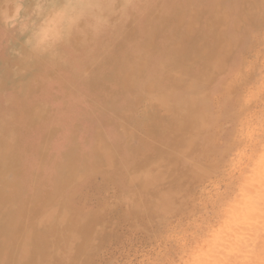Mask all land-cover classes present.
Masks as SVG:
<instances>
[{
	"label": "rangeland",
	"instance_id": "rangeland-1",
	"mask_svg": "<svg viewBox=\"0 0 264 264\" xmlns=\"http://www.w3.org/2000/svg\"><path fill=\"white\" fill-rule=\"evenodd\" d=\"M60 1H64V3L67 4L69 3V0H0V96L8 93L20 96L23 94V97L26 96L29 101H35L37 104L41 105L37 111L38 116L31 120V122L38 126L39 123H47V128L53 131L47 144L41 147L45 157L40 158L46 165H52L54 167L55 176H52L50 191L56 186L57 177L67 180L71 175L69 171H65L60 176V173L57 174L56 171L57 164L60 166L66 162V158L63 155L68 149L67 147L72 146L76 148L77 153L80 155V148L77 144L66 145L60 153L59 161L56 159V153L53 151L61 135L62 127L60 122L53 115L54 109L52 105L58 103L63 98L61 95L57 94L61 89H49V85L53 81H63L64 91H70L75 98H84L89 104V111L85 119L76 124L77 128H82L84 125H87L92 133L97 130H99L100 133L106 130L120 133L121 129H123L121 138L114 141L112 145L116 153V158L113 162L114 171L108 170V164L104 162L98 163L95 168L96 175L94 173L93 175H88L82 182L77 179L73 184L74 187H68L66 189L64 197L56 199L55 202L51 201V204L56 207L59 206L60 202L64 203L66 201L71 212L68 213V217L72 220H79L80 218V226H83V230L74 232L68 231L69 233L64 231L66 235H76L84 240L90 239L95 241V251L91 255H87L82 250L78 249L74 259L82 260L83 264H103L108 253H112L122 246L128 247L131 245L134 248L147 249L155 246L161 239L169 238V247L166 254L173 259H190L194 264H205L206 261L214 262L215 260L218 261H215L218 264H231V261H234L233 264H235V257H238L239 264L242 259L252 261L254 255H250L254 254L253 251H256L255 255L259 252L255 246L256 241L260 239L259 241L261 242V237L264 235V217L262 218L264 214V210H262L264 209V184H261L264 183V148L256 141L250 140L236 151L230 159L226 160L224 157L223 137L225 127L236 107L241 90L247 89V96L245 99L252 98V96L259 91L261 85L264 84V71L261 70L258 62L255 65H250L248 63L251 57L248 56L243 42L237 39L238 34L222 30V32L217 35L213 32V28L209 29L210 26L206 25L204 16L195 15L193 19V28L195 30L194 40L198 43L196 47H201L200 44L204 40L207 42V38H211V36H221V40L223 37L222 43L229 49V51H227L228 55H231L230 57H226V60L229 61L225 63V66L219 65V59L215 58L208 63L211 78L209 84H206L207 86H201L202 83L199 73L204 65L202 62L193 61L188 63V68L186 65L187 71L183 72L167 69L164 66L166 71H175L181 75L185 72L191 74L194 72L192 75L196 77L198 85L203 92L208 94L203 99H194V101L200 102L204 100L205 102L213 96L216 98L215 110L211 114H208L207 119L202 123L203 125H199L192 131L194 135L191 140L192 142L194 141L196 147H188L187 145L190 143L187 138L184 146L173 149L170 147V140L151 137L150 135L153 134L152 131L154 129L150 131L151 133H149L148 129L153 126L155 122H159L160 124V120H163L164 123L170 122L172 120L171 115L174 117V114L162 108H156L147 112L137 111L132 108L131 105L128 107L124 116L120 115L118 112L119 109L123 108L125 98L122 92L113 91L112 84L116 83L119 79L115 77L114 74L109 73V64H107L106 58L107 56L109 57V51L115 47L113 44H116L121 34L124 33L127 28L136 26V24L141 26V20L129 21L124 9V0H109L108 4L104 6V11L102 13H99L98 10L92 13L95 6L93 9L92 7L90 9V6H78L80 9L75 8L74 10H78L80 13L71 21L69 28L61 32L62 38L56 42L55 47V50L59 51L61 46L69 44L70 40L74 44V38L81 41L78 47L74 46L76 49L80 48L77 50L82 53V55L75 61L70 62L71 75L66 77L65 73L69 71V69L65 68L64 59L52 58L50 56L43 58V56L40 55L47 50L46 43L49 41L45 42L41 40V32H43V35L48 34L50 28L54 27L55 21L53 22L51 20L52 16L49 13L53 7H57L58 9L63 7L59 3ZM77 1L85 3L87 0ZM166 1L168 0H155V6L157 8L155 7L152 13L159 14L162 5L165 4ZM177 2L180 3L183 2V0H173V3L178 4ZM223 2H226V0H223ZM161 12L162 10L160 13ZM164 12L168 17H173L174 15V11L172 10H166ZM187 21L188 15L186 13L179 12V14H177L176 22L179 26L184 25L185 27ZM48 22L52 23V26L49 25ZM41 25L42 28L40 29ZM166 28H164L162 33L171 32L178 34L183 30V27L175 28L171 24ZM210 31L214 34L211 35ZM225 38H227V41L224 40ZM139 39L142 38L137 37L135 40ZM132 53L135 55H144V52L136 49H133ZM149 53L150 52H147V54ZM208 53L215 52L210 51ZM97 54H99V56H97ZM102 54L105 56H103L104 58L100 57ZM143 58L148 59L147 56ZM45 60L46 62H42ZM161 63L165 65L163 60H161ZM103 64H105L104 67ZM100 65L102 68L97 67ZM96 68L99 69V72ZM92 75L94 77L96 76V79L91 80L94 78ZM92 81L96 82V86L93 88ZM30 85L34 89L30 87ZM28 90H31V94L29 93V95L27 94ZM38 92H40V94L42 93V96ZM116 96L117 98H115ZM110 98H115L116 101H114L113 104H108L106 99ZM25 111L24 123L25 126L31 130L26 138V145L29 151H32L30 150L31 147L38 150L40 144H42V134L44 131L41 130L42 128H40V126L38 127L36 125L34 128L30 126ZM216 117H218L217 130L213 136L207 137L204 125L210 123L211 120ZM105 120H108V122L101 123V121ZM161 130L165 131L162 127ZM155 133L156 132H154V134ZM115 143L120 144L117 145ZM141 145L142 147L139 148ZM258 147H260V150L257 149ZM36 150L33 151L36 153ZM122 150L123 153L125 152L124 155H122ZM154 152L160 153L158 158L157 154L154 155ZM190 153H198L201 158L207 159L208 163L201 164L198 161H194L191 165L187 164L186 159ZM253 153L257 161H254L252 158V161L250 160V157H254ZM145 160L146 164L142 168L134 171L131 169L129 162ZM173 160H175V162H173ZM53 161L55 162L54 164H52ZM252 163L254 164L252 165ZM153 164L158 167L152 169V179L148 181H145L143 178L136 179V177H139L143 171ZM250 167L254 168L251 169ZM4 168H9V165L5 163ZM245 169L248 170H246L248 173L241 172L245 171ZM239 175L240 179H238ZM248 179L250 182L246 181ZM237 182L238 185L236 186ZM174 185L178 186L177 189L174 188ZM248 185H252V187L248 188ZM245 188H247L249 192L251 190V194L248 193V190ZM252 193L255 194L252 195ZM123 197H131L135 207H126L125 204L121 202ZM105 202L108 203V207L104 211H101L102 204ZM259 204L261 205L259 206ZM232 205L234 206L232 207ZM232 208L234 209L232 210ZM61 211L63 212L64 210L61 209ZM229 213L232 214L229 215ZM227 215L231 217L229 218ZM91 216H95L96 220L94 223L90 222L86 224V218L89 219L90 217L92 219ZM251 217L254 219H252L253 221L249 219ZM7 223L6 221L4 228L7 227ZM228 224L232 226V228L229 227ZM257 226L259 228L263 226L261 228L262 230L260 229L263 235L258 234L257 229L253 231V227L257 228ZM224 227L236 241L238 240L237 237H240V240H238L239 242L232 240L228 232L222 231ZM243 227H247L249 231H245ZM240 228H243V231ZM236 229H238L237 233ZM251 230L254 232V235ZM225 233H227L228 238ZM248 235H250L251 238ZM257 235L262 236L259 238ZM211 236H215L216 238L214 237L215 239H213ZM226 238L227 241L229 239L235 241V244L233 243L235 248L231 245L232 241L229 240L231 243L224 241ZM247 238H249L248 249L253 252L252 254H250L251 252L247 249ZM252 238H254L253 241ZM263 242L264 241L261 243ZM219 243H224L223 247L225 248L226 245L228 249H224ZM249 246L253 247L254 250H251ZM263 246L264 243L262 246L260 245L259 248ZM242 249L244 253H241L240 250ZM237 250L240 252H237ZM260 250L261 252H259L258 255H260V253L262 254L264 248ZM216 251L226 252L222 253V255ZM227 252L230 253L227 254ZM248 252L249 254H246ZM45 254L37 255L35 253L33 259L39 258L45 262L51 259L54 264H59L61 258L49 253L48 247L46 248ZM242 254H244L245 257H242ZM201 255L202 259L200 260L202 263H199ZM216 255L217 257H215ZM247 255L252 258H249ZM261 256V258L259 257L258 259H256L257 256L254 258L256 260H264V254ZM43 257H47L48 259ZM213 262H206V264H216ZM259 263L261 264V261H259ZM242 264L249 263L245 260Z\"/></svg>",
	"mask_w": 264,
	"mask_h": 264
},
{
	"label": "clouds",
	"instance_id": "clouds-1",
	"mask_svg": "<svg viewBox=\"0 0 264 264\" xmlns=\"http://www.w3.org/2000/svg\"><path fill=\"white\" fill-rule=\"evenodd\" d=\"M154 8L155 0H124L129 20L146 19ZM186 8L193 15L204 16L210 24L222 26V30L237 33V39L243 42L251 57L248 63L255 65L258 62L264 71V0H189ZM40 55L64 59V66L69 69L65 73L67 77L71 75L70 62L78 59L82 53L69 42L61 46L59 51L45 50ZM112 87L114 91L124 94L125 103L143 112L156 108H187L189 101L203 99L208 95L191 73L181 75L175 71H166L159 58L123 71L121 78ZM53 88L61 89L57 94L63 97L52 105L53 115L62 127L53 149L56 159H59L66 145L77 144L80 148V162L76 172L79 181L93 174L91 166L100 157L106 158L108 170L114 171L116 153L112 145L121 138L123 129L120 133L112 130L92 133L87 125L77 128L76 124L85 119L89 104L84 98H75L70 91H64L61 80L49 85L50 90ZM246 96L245 88L241 90L225 127L223 139L226 160L250 140L264 148V84L252 98L245 99ZM32 103L26 97L13 93L0 96V157L16 161L10 168H0V207L6 206L9 210L8 226L0 228V264H54L51 259L47 262L33 259L35 241L41 234L49 235L48 252L61 258L59 264H83L82 260L74 259L78 249L91 255L95 251V241L66 235L64 228L67 211L62 212L51 203L41 202L50 191L54 167L43 163L34 151L27 148L26 138L30 130L24 123V111ZM203 107L211 114L216 107V98L213 96L206 100ZM217 123L218 117L204 125L207 137L215 134ZM194 161L208 163L198 153H190L186 163L191 165ZM157 167L153 164L136 179H152V169ZM68 179L69 188L74 187L72 177ZM121 202L128 208L135 207L131 197H123ZM107 207L108 203L105 202L100 210L104 211ZM168 239L163 238L147 249L122 246L108 253L103 264H194L190 259L177 260L167 255ZM261 264H264V260Z\"/></svg>",
	"mask_w": 264,
	"mask_h": 264
},
{
	"label": "bare ground",
	"instance_id": "bare-ground-1",
	"mask_svg": "<svg viewBox=\"0 0 264 264\" xmlns=\"http://www.w3.org/2000/svg\"><path fill=\"white\" fill-rule=\"evenodd\" d=\"M69 0L68 4L67 3H64V1H60V5H62L63 7H61V9H58L57 7H53L51 12L49 13L52 17H51V20L55 23H54V27L50 28V30L48 31V34H44L43 35V32H41V40H44L45 42L48 41V43H46V47H47V50H51V49H56V42H58L59 40H61V32L65 29L67 30L70 26V23L71 21L74 19V17L76 15H78L80 13V11L78 10H74L75 8H79L78 6L82 7V6H90V9L92 7L95 6V8L92 10V13H95V10H98L99 13H102L104 11V6H106L109 2V0H87L85 3H80L79 1L75 0ZM34 2V1H33ZM189 1L188 0H183V2H180L178 4H175L173 3V0H168L165 2V4L162 5L160 11L162 10V12L160 13L159 11V14H154V13H151L149 15V17H147L146 19H143L141 20V26L136 24V26L134 27H131V28H127V30L121 34L120 38L118 39V41H116V44L114 43L113 45H115V47L112 48V50L109 51V57L107 56L106 58V61H107V64H109V73L110 74H114L115 77H118V79L121 78V74L123 71L129 69V68H133V67H136L138 65H142L144 63H149V62H152L154 61V59H157L159 58L160 60H163V62H165V67L167 69H171V70H175V71H180V72H183V71H187V68H188V63H191V62H202L204 63L203 67L201 68L200 70V73H199V76H200V80H201V83L202 85L201 86H207L209 84V80H210V71H209V65L208 63L213 60L214 58L215 59H219V65H224L225 66V63H228L229 60H226V57H230L227 53V51H229V49H227L225 47V45L222 43V40H223V37H222V40H221V36H217V37H212L211 38H207L208 41L205 42V40L200 44L201 47L197 48L196 45H198L197 42H195L194 40V28H193V19L195 17V15H193L190 11L187 10L186 8V5ZM158 3V1H157ZM44 5V4H43ZM157 5V4H156ZM46 6V5H45ZM156 7V6H155ZM157 8V7H156ZM80 9V8H79ZM166 10H172L174 11V15L173 17H168L166 15V13L164 11ZM179 12H184L188 15V21H187V24L186 26L184 27V25L182 26H179L178 23L176 22L177 21V14H179ZM20 13V12H19ZM25 16V15H24ZM197 16V15H196ZM48 17V16H47ZM94 17H95V14H94ZM130 21V20H129ZM49 25L52 26V23L48 22ZM35 24H36V21H35ZM129 24V23H128ZM127 24V25H128ZM172 25L173 27L175 28H181L183 27V30L180 32V33H171V32H164L162 33V31L164 30V28H166L167 26L169 25ZM47 25V24H46ZM81 25V24H80ZM126 25V26H127ZM206 25L210 26L209 29H212L213 28V32L217 35L220 34V32H222V26H217L215 24H210L207 20H206ZM42 28V25L40 26V29ZM172 28V27H171ZM39 29V30H40ZM167 29V28H166ZM169 29V28H168ZM33 30V28H32ZM180 31V30H179ZM28 32V31H27ZM211 33V31H210ZM214 33H211L214 34ZM198 35V34H197ZM137 37H141L142 39H139V40H135ZM175 37V38H174ZM198 37V36H196ZM208 37V36H207ZM74 38V37H73ZM172 38V39H170ZM197 39V38H196ZM199 39V38H198ZM201 39V38H200ZM87 40V39H86ZM203 40V39H202ZM225 41H227V38L224 39ZM74 41V45L76 47H78L80 45V40H78L77 38H74L73 39ZM103 41V40H102ZM70 42H72L70 40ZM205 42V43H204ZM238 42V41H236ZM235 42V43H236ZM101 43V42H100ZM103 43V42H102ZM236 45V44H235ZM13 49V48H12ZM78 49V48H77ZM80 49V48H79ZM78 49V50H79ZM82 49V48H81ZM99 49V48H98ZM133 49H136L138 51H141V52H144V55H135L132 53V50ZM77 50V51H78ZM215 52V53H208V52ZM10 52V51H9ZM147 52H150L149 54H147ZM196 52H199V53H196ZM204 52V53H203ZM206 52V53H205ZM238 52V51H237ZM13 54V53H12ZM20 54V53H19ZM100 54V53H99ZM99 54H97V56H99ZM237 55V54H236ZM104 55L102 54L100 57H103ZM144 56H147L148 59H145L143 58ZM105 57V56H104ZM103 57V58H104ZM18 58V57H17ZM21 58V57H20ZM24 58V57H23ZM44 58V57H43ZM103 60V59H102ZM135 60V61H134ZM231 60V59H230ZM34 61V60H33ZM104 62V61H102ZM27 63V61H26ZM33 63V62H32ZM86 64V63H85ZM100 64V62H99ZM106 64V62H105ZM103 64V67L104 65ZM29 65V64H28ZM186 65H187V68H186ZM86 67V66H85ZM97 67H101L100 66H97ZM164 67V68H165ZM31 68V67H30ZM94 68H95V65H94ZM67 69V68H66ZM98 69V68H96ZM104 69V68H103ZM192 69H195V68H192ZM107 70V69H106ZM83 71V70H82ZM94 71V70H92ZM195 71V70H194ZM209 71V72H208ZM96 72V71H94ZM98 72H99V69H98ZM108 72V71H106ZM86 73V72H85ZM103 73V72H102ZM105 73V72H104ZM194 72H192L193 74ZM93 74V73H91ZM92 77H94L92 75ZM91 77V78H92ZM98 77V76H97ZM83 78V77H82ZM96 79V76L91 79V80H94ZM80 80V79H79ZM99 80V79H98ZM34 81V80H33ZM84 81V80H83ZM88 82V81H87ZM100 82V81H99ZM38 84V83H37ZM207 84V85H206ZM106 85V84H105ZM113 85V84H112ZM229 85V84H228ZM96 86V82L95 81H92V88ZM210 86V85H209ZM30 87H32L30 85ZM84 87V86H83ZM33 88V87H32ZM44 88H45V85H44ZM215 88V87H214ZM27 89V88H26ZM29 89V88H28ZM34 89V88H33ZM43 89V88H42ZM109 89V88H108ZM211 89V88H210ZM213 89V88H212ZM39 90V89H38ZM110 90V89H109ZM27 91V90H26ZM33 91V90H32ZM41 91V90H40ZM44 91V90H43ZM108 91V90H107ZM114 91V90H113ZM31 92V90H28V95L29 93ZM89 92V91H88ZM115 92V91H114ZM40 94V92H38ZM92 93V92H91ZM99 93V91H98ZM105 93V92H104ZM31 94V93H30ZM33 94V93H32ZM42 94V93H41ZM40 94V95H41ZM51 94V93H50ZM49 94V95H50ZM37 95V94H36ZM109 95V94H108ZM106 95V96H108ZM22 96H24L22 94ZM42 96V95H41ZM40 96V97H41ZM96 96H97V93H96ZM105 96V95H104ZM26 97V96H25ZM113 97V96H112ZM122 97V96H121ZM106 98V97H104ZM108 98V97H107ZM117 98V96L115 97ZM115 98H110V99H106V102H108V104H113L114 101H116ZM49 99V98H48ZM56 99V98H54ZM103 99V97H102ZM28 100V99H27ZM42 100V99H41ZM52 100V99H51ZM100 100V99H99ZM119 100V99H118ZM31 101V100H30ZM103 101V100H102ZM125 102V101H124ZM101 103V102H99ZM204 100L200 101V102H197V101H194L191 100L188 102V107L187 108H182V109H171V110H167L168 112L174 114L175 116L173 117L172 116V120L168 123H164L163 120H160V124L159 122H155L153 124V126L149 127L148 131L149 133H151L150 131H152L153 134H151L150 136L151 137H157L159 139H162V140H170L169 144H170V147H172L173 149H176V148H179V147H182L186 144V139L188 138L189 140V145H187L188 147H196V144L194 143V141L192 142V137H193V133L192 131L197 128L199 125H201L203 123L204 120L207 119V116H208V113L204 110ZM102 104V103H101ZM107 104V106H108ZM118 104V103H117ZM39 106H41L40 104H37L35 101H33V103L31 104V106H27L26 107V117L29 119V124L30 126L34 128V123L31 122V120H33L35 117L38 116L37 114V111L39 109ZM110 106V105H109ZM123 106V105H122ZM130 106V104H127L125 103L123 108H121V105H120V108L119 109V113L120 115L124 116L125 115V112L127 111L128 107ZM49 108V107H48ZM114 108V107H113ZM51 111V110H50ZM96 111V110H95ZM98 111V110H97ZM169 113V114H170ZM52 115V114H51ZM45 116V115H44ZM102 116V115H101ZM170 116V115H169ZM128 118V117H127ZM126 119V118H125ZM153 119V118H152ZM47 120V119H46ZM157 121V120H156ZM41 122V121H40ZM48 122V120H47ZM107 123L108 120H105V121H101V123ZM27 125V124H26ZM47 123H39V126L40 128H42L41 130L44 131V133L42 134V144H40L38 150L32 148H30V150H36V155L39 157V158H44V153L43 151L41 150V147H44L46 144H47V141L49 139V137L53 134V131L52 130H49L47 128ZM116 125V124H115ZM151 125V124H150ZM203 125V124H202ZM38 126V125H37ZM38 126V127H39ZM37 127V128H38ZM59 127V126H58ZM161 127L165 129V131L161 130ZM117 129V128H116ZM115 129V130H116ZM143 129V128H142ZM141 130V129H140ZM202 130V129H201ZM31 131V130H30ZM37 131V130H36ZM147 131V132H148ZM39 132V131H38ZM154 132H156L154 134ZM94 133H100L99 130L95 131ZM102 133V132H101ZM119 133V132H118ZM196 133V132H195ZM126 134V133H125ZM55 135V134H54ZM41 136V135H40ZM40 138V137H39ZM52 138V137H51ZM123 140V139H122ZM121 140V141H122ZM120 141V140H119ZM124 141V140H123ZM126 141V140H125ZM39 142V141H38ZM123 143V142H122ZM49 144V143H48ZM117 144V143H115ZM120 144V143H118ZM117 144V145H118ZM74 146V145H73ZM120 146V145H119ZM29 147V146H28ZM117 147V146H116ZM142 145L139 147L141 148ZM68 149L65 151L64 153V157L66 158V162L61 164L59 166V164L56 165V171H57V174L60 173V176L62 175L63 172L65 171H69V174H71L70 176L72 177V184H74L78 177L76 176V172H77V169H78V166H79V162H80V155L77 153V149L70 146V147H67ZM118 148V147H117ZM138 148V149H139ZM260 147H258L257 149H259ZM49 149V148H48ZM188 149V148H187ZM256 149V150H257ZM262 150V149H261ZM125 153V152H124ZM123 153V150H122V155H124ZM256 153V152H255ZM157 154V158L159 157V152H154V155ZM258 154V153H256ZM162 155V154H161ZM252 155V154H251ZM254 155V153H253ZM50 157V156H48ZM241 157V156H240ZM254 159V161H257V158H255V155L254 157H250V160L252 161V159ZM239 159V158H238ZM256 159V160H255ZM61 160V159H60ZM261 160V159H260ZM259 160V161H260ZM263 160V159H262ZM59 161V160H58ZM236 161V160H235ZM243 161V159H242ZM249 161V160H247ZM64 162V161H63ZM106 163L108 164L107 162V159L104 158V157H100L98 158L94 164L91 166L92 169L94 170V174L96 173L95 171V168L97 167L98 163ZM173 162H175V160H173ZM8 164L9 165V168L14 166L16 164V161L11 159V158H8V157H0V168H4V164ZM130 165H131V169L134 171V170H137L139 168H142L145 164H146V160L145 161H132V162H129ZM213 163V162H212ZM234 163V162H233ZM246 163V162H245ZM258 163V162H257ZM251 164V163H250ZM254 163H252L253 165ZM235 165V164H234ZM233 165V166H234ZM256 165V163H255ZM263 165V164H262ZM244 166V165H243ZM240 167V166H239ZM256 167V166H254ZM253 167V168H254ZM244 168V167H243ZM242 168V169H243ZM251 169H253L252 167H250ZM248 169V168H247ZM245 169V171L247 170ZM250 170V169H249ZM241 171L242 173H248L247 171ZM168 172V171H167ZM166 172V173H167ZM251 172V171H250ZM260 172V171H258ZM174 173V172H173ZM254 173V172H253ZM252 173V174H253ZM258 174V173H257ZM93 175V174H92ZM96 175V174H95ZM172 175V174H171ZM245 175V174H243ZM255 176H257L256 174H254ZM55 176V175H54ZM253 176V177H255ZM245 177V176H244ZM56 178V177H55ZM69 178V177H68ZM106 178V177H105ZM52 179V178H51ZM107 179V178H106ZM240 179V175H239V178ZM243 179V178H241ZM245 179V178H244ZM247 179V178H246ZM108 180V179H107ZM196 180V179H195ZM109 181V180H108ZM237 181V179H236ZM239 181V180H238ZM243 181V180H242ZM248 182V180H246ZM245 181V182H246ZM53 182V181H52ZM55 182V181H54ZM181 182V181H180ZM244 182V181H243ZM247 182V183H248ZM240 183V181H239ZM252 183V182H251ZM178 184V183H176ZM245 184V183H244ZM249 184V183H248ZM261 184H264V183H261ZM238 185V182L236 183V186ZM258 186H262V185H258ZM69 187V179H61L59 177H57V180H56V186L53 187L54 189L49 191L46 196L43 198V200L41 202H47V203H51V201H56V199H61L60 197H64L65 195V191L66 189ZM177 185H174V188L177 189ZM249 187H252L248 185V188ZM247 189V188H245ZM258 189V188H256ZM255 189V190H256ZM260 189V188H259ZM74 190V189H73ZM169 190V189H168ZM183 190V189H182ZM248 190V189H247ZM68 191V190H67ZM72 191V190H71ZM76 191V190H74ZM184 191V190H183ZM241 191V190H240ZM243 191V190H242ZM234 192H237V191H234ZM250 192H252L250 190ZM249 190H248V193H250ZM261 192V191H260ZM264 193V192H263ZM251 194V193H250ZM255 194V193H252V195ZM78 195V194H77ZM236 195V194H234ZM239 195V194H237ZM255 196V195H254ZM76 198V197H75ZM244 199V198H243ZM176 200V199H175ZM174 200V201H175ZM231 200V199H230ZM234 200V199H233ZM230 202V201H229ZM238 202V201H237ZM245 202V200H244ZM241 203V202H240ZM260 203V202H259ZM247 204V203H246ZM249 204V202H248ZM263 204V202H262ZM53 205V204H52ZM228 205V204H227ZM261 204H259L260 206ZM55 206V205H54ZM226 206V205H225ZM234 205H232L233 207ZM236 206V204H235ZM60 208V210H66L67 211V218H66V222H65V229L64 231H69V232H74V231H82L83 230V226H80V218L79 220H72L68 217V213H71L70 212V208L68 207L66 201L64 203H61L59 204L58 206ZM237 207V206H236ZM238 208H239V205H238ZM249 208V207H248ZM263 208V207H262ZM261 208V209H262ZM234 208H232L233 210ZM236 209V208H235ZM226 210V209H225ZM240 210V209H239ZM238 210V211H239ZM264 210V209H262ZM230 212V211H229ZM225 213V212H224ZM241 213V211H240ZM99 214V213H98ZM232 214V213H229V215ZM251 214V213H250ZM224 215V214H223ZM226 215V214H225ZM229 215H227L229 217ZM235 215V214H234ZM233 215V216H234ZM243 215H246V214H243ZM80 216V215H79ZM259 216V215H258ZM92 219L89 217L86 218V224H89L90 222L94 223V221L96 220L95 216H91ZM225 217V216H224ZM231 217V216H230ZM229 217V218H230ZM264 217V214L262 216V218ZM99 218V217H98ZM235 218V217H234ZM259 218V217H257ZM261 218V217H260ZM249 219H253L252 217L249 218ZM248 219V220H249ZM9 220V210L8 208L5 206V207H0V228H4L5 226V222L7 221L8 222ZM254 220V219H253ZM252 220V221H253ZM227 221V220H226ZM242 221V220H241ZM231 222V221H230ZM258 222V221H257ZM8 224V223H7ZM226 224V223H225ZM235 224V223H234ZM244 224V223H242ZM250 224H253V223H250ZM255 224V223H254ZM264 224V223H263ZM84 225V224H83ZM220 225V223H219ZM231 225V224H230ZM261 225V224H260ZM8 226V225H7ZM229 226V224H228ZM243 226V225H242ZM259 226V225H258ZM257 226V228L253 227V231H255L254 229H257V232L258 234H262L260 231L262 230L261 228H259ZM232 228V226H229ZM249 227V226H247ZM247 227H243L244 230H248ZM238 228V227H237ZM243 228H240L242 231H243ZM251 229V228H250ZM261 229V230H260ZM234 230V229H233ZM237 230L236 229V233H237ZM222 231H225V232H228L227 229H225L224 227V230ZM252 232V234L254 235V232ZM68 232V233H69ZM260 232V233H259ZM224 233V232H223ZM66 234V232H65ZM217 234V232H216ZM216 234H214L215 236H217ZM240 234V233H239ZM238 234V235H239ZM247 234V232H246ZM87 235V234H86ZM226 237L228 238V235H230V233L227 235V233H225ZM252 235V236H253ZM256 235V234H255ZM262 235H257L259 236H262ZM85 236V235H84ZM214 236V237H215ZM222 236V235H221ZM231 236V235H230ZM237 236V235H236ZM250 236V235H248ZM213 239H215L213 236H211ZM219 237V236H218ZM224 237V236H222ZM264 237V235H263ZM261 237V242L264 241V238ZM227 238L226 240L224 241H227ZM232 238V236H231ZM238 240H240V237H237ZM243 238V237H242ZM251 238V236H250ZM255 238V237H254ZM254 238H252V241L254 240ZM50 237L48 234H41L39 235L37 238H36V241H35V244H36V254L37 255H44L46 253V248L49 247V244H48V241H49ZM87 239V238H86ZM243 239H246V238H243ZM249 238H247L248 240ZM257 239V238H256ZM90 240V239H88ZM230 240V239H229ZM229 240L227 242H229ZM232 240H235V238H232ZM230 240V241H232ZM237 240V241H238ZM258 241H256V248L259 250V252H261L260 249L263 250L264 246L261 248H259V246L264 243H261L259 240L260 239H257ZM215 241V240H213ZM236 241V240H235ZM235 241H232L229 242L231 243V245L233 246V243ZM236 241V242H237ZM251 241V239H250ZM251 241V242H252ZM239 242V241H238ZM245 242L247 243V241L245 240ZM259 242V243H257ZM194 243V242H192ZM241 243V241H240ZM211 244V243H210ZM221 244V243H219ZM217 244V245H219ZM235 244V243H234ZM242 244V243H241ZM248 244H249V240H248V243H247V249H248ZM222 247L224 245L221 244ZM240 245V244H239ZM244 245V243H243ZM251 245V244H250ZM220 246V245H219ZM253 246H254V243H253ZM217 247V246H216ZM251 247V246H249ZM224 248V247H223ZM225 248L228 249V246L226 247L225 245ZM224 248V249H225ZM233 248H235V246H233ZM238 248V247H237ZM245 248V247H244ZM243 248V249H244ZM253 247H251V250H254V248L252 249ZM255 248V249H256ZM241 251V253H244ZM202 250V249H201ZM249 250V249H248ZM247 250V251H248ZM204 251V250H203ZM220 251H223V250H220ZM220 251H216L218 253H224V252H220ZM237 250V252H240ZM236 252V253H237ZM246 252V251H245ZM249 252H251L250 254H252L254 252V254L250 255V256H253V259L252 261L248 260L247 259H240L241 263H243V261L249 264L251 263H259V261H262V260H256L258 259L262 254H264L262 251V254L259 252H257L255 255V250L252 252L249 250ZM246 253V254H249ZM217 253V254H218ZM230 253V252H227V254ZM46 255V254H45ZM223 255V254H222ZM225 255V254H224ZM47 256V255H46ZM241 256V255H239ZM244 256V254H242V257ZM248 256V255H247ZM246 256V257H247ZM257 256V258H256ZM217 257V255L215 256ZM245 257V256H244ZM249 257V256H248ZM256 259H255V258ZM263 257V256H261ZM260 257V258H261ZM43 258H47V257H43ZM199 258V257H198ZM234 258V257H233ZM249 258H252V257H249ZM48 259V258H47ZM202 259V255L201 257L199 258V260ZM217 259V258H216ZM221 259V258H220ZM230 259V257H229ZM263 259V258H262ZM56 260V259H55ZM232 260V259H231ZM229 260V261H231ZM235 264H239L238 263V257L236 258L235 257ZM256 260V261H255ZM203 261V260H202ZM216 261V260H215ZM213 262V261H206V262H213V263H216V262ZM228 261V260H226ZM205 262V264H206ZM234 261H231L230 263L233 264ZM251 262V263H250ZM199 263H202L201 260ZM226 263V262H225ZM256 263V264H257ZM208 264V263H207ZM210 264V263H209ZM212 264V263H211ZM218 264V263H216ZM221 264V263H220ZM227 264V263H226Z\"/></svg>",
	"mask_w": 264,
	"mask_h": 264
}]
</instances>
